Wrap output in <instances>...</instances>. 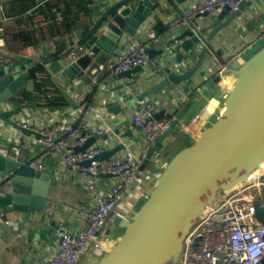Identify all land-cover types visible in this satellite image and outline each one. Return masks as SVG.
I'll list each match as a JSON object with an SVG mask.
<instances>
[{
  "label": "crops",
  "instance_id": "0c3cea01",
  "mask_svg": "<svg viewBox=\"0 0 264 264\" xmlns=\"http://www.w3.org/2000/svg\"><path fill=\"white\" fill-rule=\"evenodd\" d=\"M116 1L118 0H0L2 7L0 40L3 44L0 55L9 58L7 66L19 64L23 67L18 77V92L13 101L2 106L1 110H11L20 106L22 111L14 120L31 126L53 121L75 122L82 103H90L93 111L89 118V126L103 131L94 145L109 150L123 144L124 149L119 150L117 156L136 155L141 152L144 148L143 138L133 125L131 117L140 111L136 106L135 96L163 78V75H160L161 68L157 66L155 59L147 56V62L141 71L133 75L138 77L136 86L128 87V84L132 82L131 79H119L107 71V68L115 64L120 52L116 57H107L105 69L101 70V74L94 79L83 75L70 80L63 73L69 56L65 59L60 58V55L83 37L105 10ZM194 1L187 0L178 5L174 0H158L159 3L148 14L146 22L139 31V33L143 32L154 24L153 27L159 32V37L150 48L161 49L157 45L161 46L174 37V32L167 29L168 22ZM29 10H32V13L40 19L41 23L36 27H34L33 18L25 16ZM20 11L23 13L19 14ZM238 12L231 23L210 43L228 64L236 60L234 56H240L247 48L264 37V0L241 2ZM56 13H60L59 20L56 18ZM228 16L229 12L222 9L196 19L192 29H189L196 28L206 37ZM7 30L8 36H14L8 44L5 40ZM137 37L138 35L134 39ZM11 43L17 44V52L7 48ZM165 53L171 56L176 54V51L173 48ZM197 54V51L194 55L188 54L187 59H184L185 67L178 64H165V66L171 68L173 73H183L186 68L189 69L195 64ZM37 59L50 61L45 64L42 62L34 64ZM160 59L165 61V56H161ZM203 62L200 70L193 74L188 90L186 81L183 80L179 85L171 86L167 90L145 98L146 102L155 109V114L163 111V116L170 112L176 117L180 116L179 122L186 128L183 129L179 124L162 141L155 158L142 170L137 186L124 193L116 208V215L120 218L130 220L136 214L137 209L157 186L159 177L169 161L182 149L192 146L206 127L214 121L215 124L224 111V100L228 90L219 87L218 84L210 86L217 77L216 73L220 65L211 54H206ZM30 65H33L31 69L34 77L28 74ZM92 74L94 71L91 72ZM223 76H228L230 79L236 78L235 74L228 69V65ZM41 78L49 79L52 83L49 93L56 92L57 97L60 98L59 106L47 107L46 97L37 95L34 90L33 93L27 91L28 84L32 83L34 87L36 80ZM102 81H105V84H102ZM175 88L183 91L181 97L175 96L173 92ZM24 92L31 95L32 100H24L22 98ZM196 94L200 95L197 100ZM193 99H195L194 102L189 105ZM194 119L196 121L192 123ZM105 135L107 140H102L101 137ZM179 138L183 140L180 142ZM42 152L43 147L36 142L34 136L28 137L0 123V153L11 155L27 165ZM41 165L43 167L41 172L48 174L50 179L48 206L40 212L52 214L56 212L59 214L58 218L55 223L51 221L41 228L36 226L29 229L24 227L27 224L21 223L19 214L11 213L10 209H6L7 220L23 225L22 230L26 234H18V231L0 227V264H43L56 245L53 235L54 227L59 225L67 230H75L79 224L78 217L72 214L66 215V213H74L90 205L85 186L69 169L57 166L48 156L41 159ZM1 180L0 178V182ZM96 181L103 183L106 188L110 185L108 178L99 177ZM123 231V228L115 225L113 219L109 218L105 228L106 240L101 244V251L97 253L90 247L79 264H94L96 260H102L116 246Z\"/></svg>",
  "mask_w": 264,
  "mask_h": 264
},
{
  "label": "water",
  "instance_id": "95a60500",
  "mask_svg": "<svg viewBox=\"0 0 264 264\" xmlns=\"http://www.w3.org/2000/svg\"><path fill=\"white\" fill-rule=\"evenodd\" d=\"M186 1L174 0L178 5ZM158 3V0L116 1L83 37L60 55L61 59H65L78 54L75 62L66 59L67 65L63 73L70 80L83 75L94 79L100 75L99 67L106 66L107 57H116L118 52L124 50L129 39L135 37ZM223 10L229 12L228 18L217 24L206 37L196 28L187 29L183 36H187L188 40L174 48L176 54L167 55L163 49L146 50L147 56L158 63L163 78L135 96L137 100L179 85L183 80L186 81L188 90L191 78L202 67L206 54L215 57L220 66L228 65V69L235 74L237 83L227 92L220 118L205 129L192 146L182 149L169 161L157 186L137 209L136 214L130 220L119 216L112 218L113 223L124 231L116 246L99 264H165L170 261L175 254L179 255L185 235L215 193L228 190L238 179H245L264 161V37L228 64L210 44L239 13L231 12L228 7ZM196 51L198 54L195 64L186 68L183 73H173L171 68L165 66L178 64L185 67L184 59H187L189 53L194 55ZM161 56H165V61H161ZM49 61L37 59L34 64ZM32 67L33 65L29 66L28 74L34 77ZM142 68L143 65L135 67L116 77L131 79L128 87H135L138 77L133 75ZM22 69L19 64L0 66V123L37 139L39 136L36 133L14 120L22 111L20 106L1 110L2 106L13 101L18 92V77ZM93 71L94 74L91 75ZM219 82V77H216L210 86ZM101 83L105 84V81ZM199 97L196 94V100ZM185 112L186 110L184 114ZM163 113L154 114L153 119H161ZM178 119L170 124L167 131L158 138L155 147L147 152L142 170L155 158L162 141L180 124ZM99 138L94 135L74 151L84 152ZM101 139L107 140V135ZM121 149H124L123 144L116 145L102 152L97 159L108 160ZM88 164L89 162L84 163L85 166ZM0 178V211L10 209V212L19 214L21 223L43 227L44 224L30 221L29 215L43 211L48 206L49 175L28 167L11 155L0 153ZM136 186L137 182H133L126 192ZM256 216L264 225V211L261 208L257 209Z\"/></svg>",
  "mask_w": 264,
  "mask_h": 264
},
{
  "label": "built area",
  "instance_id": "2783aa9c",
  "mask_svg": "<svg viewBox=\"0 0 264 264\" xmlns=\"http://www.w3.org/2000/svg\"><path fill=\"white\" fill-rule=\"evenodd\" d=\"M250 1L252 0H195L168 22L167 29L174 32V37L157 46L165 52L170 51L188 40L187 36H183V32L191 28L196 19L214 14L224 7L236 12L241 2ZM25 16L33 18L34 27L41 23L32 10ZM56 18H61L60 13H56ZM153 26L154 24L140 33L139 30L135 35L138 37L132 38L133 40L126 44L124 50L118 54L115 64L107 68L110 74L116 76L146 64V50L156 43L159 37V32ZM2 45L0 40V48ZM69 59L75 62L77 56L70 55ZM6 64H9V58L0 55V66ZM100 67V70L105 69ZM225 69L226 65H221L216 73L220 80ZM27 91L33 93L32 83L27 85ZM173 92L175 96L183 95L179 88H175ZM136 106L140 111L132 115L131 121L142 135L143 150L136 155L117 156L115 153L108 160L97 159L107 149L94 144L84 152L74 151L94 135L103 134L102 130L89 126L93 111L90 103H82L75 122L53 121L23 125L39 136L36 142L43 147V152L30 160L27 166L42 171L41 159L46 156L52 158L57 166L69 169L81 181L90 200L87 208L66 213L78 217L79 224L75 230H67L59 225L54 227L56 245L43 264H79L90 247L97 253L101 251V244L106 240L107 220L109 217L112 219L118 216L116 208L126 190L133 182H138L147 152L155 147L158 138L178 119L171 112L159 120L153 119L155 109L145 98L137 100ZM195 121L196 119L192 123ZM179 123L183 129L186 128ZM85 162L89 164L85 166ZM107 176L110 180L107 188L103 183H97V178ZM258 208L264 211V172L249 180L243 179L239 186L232 190L216 192L185 235L178 264H264V225L257 219ZM7 215V212L0 211V227L18 231V234H26L22 230L23 225L8 221ZM58 215L56 212H37L30 214L29 220L41 224H49L51 221L55 223ZM24 227L31 229L36 226L27 224Z\"/></svg>",
  "mask_w": 264,
  "mask_h": 264
},
{
  "label": "trees",
  "instance_id": "16d2710c",
  "mask_svg": "<svg viewBox=\"0 0 264 264\" xmlns=\"http://www.w3.org/2000/svg\"><path fill=\"white\" fill-rule=\"evenodd\" d=\"M22 4V3H21ZM21 6V5H20ZM19 14L20 13H23V12H18ZM8 30L6 31L5 35H6V42L8 44V42L12 41V39H14L13 37L14 36H8ZM10 35V34H9ZM7 48L11 51H15L17 52L18 51V47H17V44H12L11 45H8ZM52 87V83L49 81V79H46V78H41L39 80H36V82L34 83V87H33V90L34 92L37 94V95H40L42 97H46V106L47 107H57L59 106L58 105V101L60 100L59 97H57V94L55 91H53L52 94L49 93V88ZM24 100L27 99V100H32V96L29 95L27 92H24L23 94V97H22ZM183 139L182 138H179L178 141H182Z\"/></svg>",
  "mask_w": 264,
  "mask_h": 264
},
{
  "label": "bare ground",
  "instance_id": "6f19581e",
  "mask_svg": "<svg viewBox=\"0 0 264 264\" xmlns=\"http://www.w3.org/2000/svg\"><path fill=\"white\" fill-rule=\"evenodd\" d=\"M237 81L236 78L234 79H230V77H225L222 76L220 82H219V87L226 89V90H231L232 88H234V86L236 85ZM264 172V161L261 162L257 169L255 171H253L252 173H250L249 175H247V177L245 178L246 180H249L255 176L261 175ZM243 179H238L236 181H234L230 187L228 188V190H232L234 188H236L237 186H239V184L242 182ZM175 257V256H174Z\"/></svg>",
  "mask_w": 264,
  "mask_h": 264
},
{
  "label": "rangeland",
  "instance_id": "374dc122",
  "mask_svg": "<svg viewBox=\"0 0 264 264\" xmlns=\"http://www.w3.org/2000/svg\"><path fill=\"white\" fill-rule=\"evenodd\" d=\"M214 122H212L211 124H209L208 127H206V129L210 128L214 124ZM174 256L171 258L170 261L166 262L165 264H178L179 255L178 254H175ZM100 261L101 260H96V262L94 264H99Z\"/></svg>",
  "mask_w": 264,
  "mask_h": 264
}]
</instances>
